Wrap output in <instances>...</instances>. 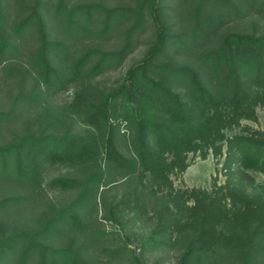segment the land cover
<instances>
[{
	"label": "trees",
	"instance_id": "16d2710c",
	"mask_svg": "<svg viewBox=\"0 0 264 264\" xmlns=\"http://www.w3.org/2000/svg\"><path fill=\"white\" fill-rule=\"evenodd\" d=\"M132 1L0 0V91L16 86L0 109V264H143L129 238L103 245L116 232L106 221L123 232L153 222L139 246L180 245L178 264H264V184L248 173L264 175V132L242 123L264 107V31L216 40L230 20L264 17V0ZM149 23L143 55L97 87ZM119 29L116 48L84 46ZM69 86L70 102L52 106ZM210 153L224 158L222 184L174 185Z\"/></svg>",
	"mask_w": 264,
	"mask_h": 264
},
{
	"label": "rangeland",
	"instance_id": "374dc122",
	"mask_svg": "<svg viewBox=\"0 0 264 264\" xmlns=\"http://www.w3.org/2000/svg\"><path fill=\"white\" fill-rule=\"evenodd\" d=\"M75 1H99L107 6L133 3L132 0H69V2ZM164 3L173 5L174 0H164ZM168 11L171 12L169 9ZM167 15L170 23L172 24V29L176 32H180L183 25L185 24V21H181L179 17H177L173 12L172 14ZM228 30H237L245 33L259 34L264 31V17H260L259 15H250L230 20L226 24H223L218 30V36L216 40H218V37ZM56 35L61 39L64 38L61 34ZM121 39L122 34L120 33L119 29V31L114 33L109 39H88L84 40L83 42H85L84 46H87L88 43L93 42L94 44H97L102 48L112 49L118 46ZM152 40L153 27L149 23L147 24V26H145V30L139 34L137 38L138 44L136 48L132 51V53H130L126 57L123 64L116 69L108 70L100 74L94 80L95 85H97V87H99L100 89H107L111 85H114L120 80H122L125 69L143 55L144 50ZM80 45V42L77 41L76 52H79V50H81L82 46ZM180 60H182V58H180ZM74 89V86H69L68 88L55 94L51 99L52 106H59L69 103L73 97ZM15 91L16 86L11 84L10 82L3 87V90L0 91V109H5L8 106V98L6 96V93L9 92V94H11ZM256 112V121L245 120L242 121V123H247L251 127L255 129H260L264 132V107L258 106L256 108ZM5 135L9 136L8 133H5ZM189 157L191 158V154L189 155ZM223 159V156L214 157L212 153H210L205 159H201L198 156H194L191 160L190 166L186 169L184 173L178 176H172L174 185L179 188H201L211 190V188L213 187L214 180L216 181V184L219 185L222 184L226 179V174L222 169ZM59 170L64 171L63 169ZM56 172L59 171H49L50 174ZM248 173L249 175H251V177L255 179L256 183L264 184V175L262 173L258 171H249ZM50 195L54 200L57 201L61 200L63 196L60 192H51ZM26 210V213L29 216H32L36 211V207L30 205L26 208ZM103 225L108 230L116 231L114 234L106 235L104 237V246L116 247L117 245L122 244L123 241H126V238H129V241H127L128 247L134 250V254L140 258L143 264H178V257L182 248L180 245H176L175 247L160 245L155 249H141V247L139 246L138 242L140 238L143 234L146 235L148 233V231L153 225V222H148L144 224H141L140 222L129 223L128 226H126L124 232L119 230L115 223L106 221L103 223ZM93 256L94 258L96 257L95 264H134L132 262V257L130 256V254H125L124 256H122L121 260L114 261L110 260L107 255L98 254Z\"/></svg>",
	"mask_w": 264,
	"mask_h": 264
}]
</instances>
